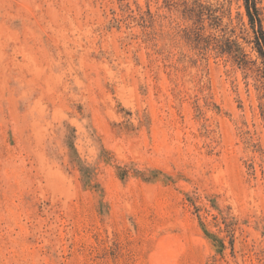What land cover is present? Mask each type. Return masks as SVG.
<instances>
[{"label":"rangeland","instance_id":"obj_1","mask_svg":"<svg viewBox=\"0 0 264 264\" xmlns=\"http://www.w3.org/2000/svg\"><path fill=\"white\" fill-rule=\"evenodd\" d=\"M253 40L244 0H0V264H264Z\"/></svg>","mask_w":264,"mask_h":264},{"label":"trees","instance_id":"obj_2","mask_svg":"<svg viewBox=\"0 0 264 264\" xmlns=\"http://www.w3.org/2000/svg\"><path fill=\"white\" fill-rule=\"evenodd\" d=\"M244 6H245V11L249 25L254 34L253 49L255 50V52L257 53L258 57L261 60L263 66V69L261 70V74L263 75V79H264V33L261 29V24H260L261 21L259 19L258 10L255 8L254 0H244ZM256 26L258 27L257 30H255ZM238 55L243 57V54L239 48H238Z\"/></svg>","mask_w":264,"mask_h":264}]
</instances>
